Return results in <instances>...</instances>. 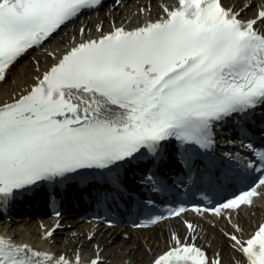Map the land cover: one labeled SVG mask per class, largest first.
Segmentation results:
<instances>
[{
	"label": "snow or ice",
	"instance_id": "snow-or-ice-1",
	"mask_svg": "<svg viewBox=\"0 0 264 264\" xmlns=\"http://www.w3.org/2000/svg\"><path fill=\"white\" fill-rule=\"evenodd\" d=\"M102 0H0V82L30 50ZM224 0H176L163 15L132 30L115 27L83 40L51 65L26 94L0 105V205L41 183L57 184L87 170L111 171L168 141L209 150L218 122L264 106V5L244 20ZM145 11V9H141ZM150 11V9H149ZM102 31V29H98ZM81 36L84 29L80 30ZM39 70V69H37ZM254 151L260 177L248 190L211 209L232 214L264 201V151ZM188 208L156 216L155 225ZM59 215V213H57ZM191 232L196 226L184 222ZM146 226L145 224L138 225ZM242 233L239 225H232ZM53 236V231L47 232ZM244 264H264V223L244 239L224 232ZM173 246L152 264H223L194 242L173 234ZM0 264H81L0 235ZM90 264H104L101 256Z\"/></svg>",
	"mask_w": 264,
	"mask_h": 264
},
{
	"label": "bare ground",
	"instance_id": "bare-ground-1",
	"mask_svg": "<svg viewBox=\"0 0 264 264\" xmlns=\"http://www.w3.org/2000/svg\"><path fill=\"white\" fill-rule=\"evenodd\" d=\"M226 7L239 10L244 4L251 3L249 8L242 13L244 20L255 18L264 0H224ZM175 7L176 0H122L118 6H113L98 15L83 18L79 23L70 26L62 35L56 37L59 42L55 48L45 50L26 60L16 70H11L12 81L6 79L0 83V105L10 103L21 94H26L41 76L56 60H58L71 47L83 40L99 38L115 27H125L132 30L146 22H153L163 15V7ZM141 9H147L151 18L145 20ZM150 9V11H149ZM138 15L139 20L130 24L128 18ZM126 16V17H125ZM264 30V25H259ZM84 29L81 36L80 30ZM102 29V31H98ZM66 44V46H64ZM39 69V70H37ZM185 221L196 226V231L187 229ZM264 223V201L257 200L253 208H243L239 214H232V222L221 217H198L188 214L176 220L166 221L152 230L127 231L122 228L106 229L101 224L84 225L68 219L20 220L16 222H0V233L11 237L16 243H27L33 248L53 255H64L74 260L77 255L81 264H90V261L99 254L104 264H152L155 257L163 254L173 246L171 237L179 236L188 243L194 242L205 249L210 259L217 254L222 258L223 264H244L240 253L230 247V241L223 235L229 232L249 238L260 224ZM232 225H239L242 233H235ZM64 227H69L65 229ZM53 231L52 237H47V232ZM130 235L124 238L123 235Z\"/></svg>",
	"mask_w": 264,
	"mask_h": 264
},
{
	"label": "rangeland",
	"instance_id": "rangeland-1",
	"mask_svg": "<svg viewBox=\"0 0 264 264\" xmlns=\"http://www.w3.org/2000/svg\"><path fill=\"white\" fill-rule=\"evenodd\" d=\"M250 5H251V7L249 8V10H251V9H253V6H252V4L251 3H249ZM145 19H150V12H148L147 11V9L145 10ZM144 16V15H143ZM126 17V16H125ZM139 20V18H138V15H133V16H130L129 18H128V22H126V24H130V23H133V22H137ZM79 24L80 23H77L76 24V27L78 28L79 27ZM63 34V33H62ZM61 34V35H62ZM58 43H60L59 42V40L57 39V40H54V41H51L48 45H47V47L45 48V50H47V49H49V48H55V46L58 44ZM64 46H66V44H64ZM40 53V52H39ZM34 56V55H33ZM35 57H36V55H35ZM24 63V62H23ZM20 65H22V64H20ZM20 65L16 68V69H18L19 67H20ZM15 69V70H16ZM12 78H13V75L11 74L10 75V77L8 78V82H10V81H12Z\"/></svg>",
	"mask_w": 264,
	"mask_h": 264
}]
</instances>
